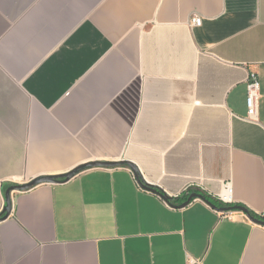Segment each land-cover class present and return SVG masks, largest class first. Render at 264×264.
<instances>
[{"label":"crops","instance_id":"1","mask_svg":"<svg viewBox=\"0 0 264 264\" xmlns=\"http://www.w3.org/2000/svg\"><path fill=\"white\" fill-rule=\"evenodd\" d=\"M92 161L12 191L0 264H264L245 212L157 191L263 214L264 0H0V213Z\"/></svg>","mask_w":264,"mask_h":264},{"label":"water","instance_id":"2","mask_svg":"<svg viewBox=\"0 0 264 264\" xmlns=\"http://www.w3.org/2000/svg\"><path fill=\"white\" fill-rule=\"evenodd\" d=\"M123 162H115V161H92L89 162L87 164H83L77 168H75L74 170H71L70 172H67L66 174L60 175V176H41L38 178H35L33 180H31L28 183H24V184H14L11 185L10 187L7 188L6 192H5V196H6V206L3 209V214H0V221L8 218L11 214L12 211V197H11V193L13 190H18V191H24V190H28L38 184L41 183H53V182H58V177H63L66 180H70L71 178H73L75 175H77L78 173H80L81 171L88 169V168H93V167H106V166H117L122 164ZM127 164H129L131 166V168L137 172L136 167L130 163V162H126ZM140 182L142 185L143 182L141 181V179L139 178ZM166 200H168L166 195L161 194ZM192 198H201L200 196H198L197 194H193L188 201L184 202L181 205H178L176 207H185L187 206L190 202ZM209 203V202H208ZM213 208L222 211V212H229V211H233V210H242L243 212L246 213V215L248 216V218L250 220H252L253 222L259 223L264 225V220L255 217L254 215L251 214V212L245 208L244 206H239V205H233V206H224V207H217L216 205H213L211 203H209Z\"/></svg>","mask_w":264,"mask_h":264},{"label":"trees","instance_id":"3","mask_svg":"<svg viewBox=\"0 0 264 264\" xmlns=\"http://www.w3.org/2000/svg\"><path fill=\"white\" fill-rule=\"evenodd\" d=\"M59 181H63L65 180L63 177H58ZM152 189H157V188H152ZM157 191H159L161 194L165 195L163 191H160L159 189H157ZM193 194H197L198 196H200L202 199H204L205 201L216 205L217 207H224V206H233V205H241V204H233V203H227L224 202L223 200L219 199L218 197L210 194L208 191L200 188V187H190L188 190L184 191L183 193H181L179 196L177 197H168V201L171 202L174 205H181L184 202L188 201L189 198L193 195ZM196 199V198H192L191 202ZM235 211V210H233ZM251 214L254 215L257 218H260L262 220H264V216L262 214H257L256 212L250 210ZM0 214H3V212H1Z\"/></svg>","mask_w":264,"mask_h":264},{"label":"built area","instance_id":"4","mask_svg":"<svg viewBox=\"0 0 264 264\" xmlns=\"http://www.w3.org/2000/svg\"><path fill=\"white\" fill-rule=\"evenodd\" d=\"M203 21V18L201 16H195L192 18V24L193 25H201ZM260 80L256 73H252L249 77L248 82V97H247V103H248V119L249 120H258V98L260 94ZM232 188L229 186L228 191L231 192ZM223 214H227V216H230L232 214V211L229 212H223ZM264 216V212L262 214ZM196 263V260H192Z\"/></svg>","mask_w":264,"mask_h":264}]
</instances>
